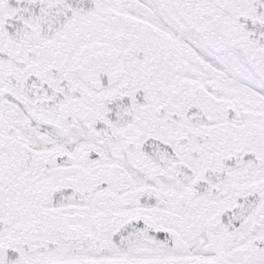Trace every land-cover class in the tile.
I'll use <instances>...</instances> for the list:
<instances>
[{
	"label": "snow or ice",
	"instance_id": "snow-or-ice-1",
	"mask_svg": "<svg viewBox=\"0 0 264 264\" xmlns=\"http://www.w3.org/2000/svg\"><path fill=\"white\" fill-rule=\"evenodd\" d=\"M0 264H264V0H0Z\"/></svg>",
	"mask_w": 264,
	"mask_h": 264
}]
</instances>
